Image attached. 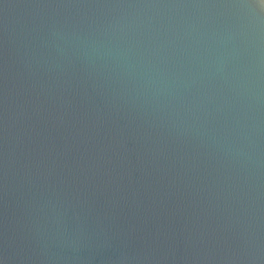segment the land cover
I'll list each match as a JSON object with an SVG mask.
<instances>
[{
    "label": "water",
    "instance_id": "95a60500",
    "mask_svg": "<svg viewBox=\"0 0 264 264\" xmlns=\"http://www.w3.org/2000/svg\"><path fill=\"white\" fill-rule=\"evenodd\" d=\"M0 264H264V0H0Z\"/></svg>",
    "mask_w": 264,
    "mask_h": 264
}]
</instances>
